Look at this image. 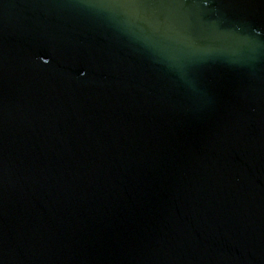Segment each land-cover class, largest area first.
Masks as SVG:
<instances>
[{"label": "water", "instance_id": "obj_1", "mask_svg": "<svg viewBox=\"0 0 264 264\" xmlns=\"http://www.w3.org/2000/svg\"><path fill=\"white\" fill-rule=\"evenodd\" d=\"M0 264H264V0H0Z\"/></svg>", "mask_w": 264, "mask_h": 264}]
</instances>
